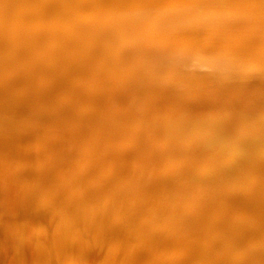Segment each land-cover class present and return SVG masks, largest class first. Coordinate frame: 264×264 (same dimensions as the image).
Returning <instances> with one entry per match:
<instances>
[{"label": "bare ground", "instance_id": "6f19581e", "mask_svg": "<svg viewBox=\"0 0 264 264\" xmlns=\"http://www.w3.org/2000/svg\"><path fill=\"white\" fill-rule=\"evenodd\" d=\"M183 3L0 0V264H264V0Z\"/></svg>", "mask_w": 264, "mask_h": 264}, {"label": "clouds", "instance_id": "9594fccd", "mask_svg": "<svg viewBox=\"0 0 264 264\" xmlns=\"http://www.w3.org/2000/svg\"><path fill=\"white\" fill-rule=\"evenodd\" d=\"M139 19L160 18L189 30L214 31L225 23L235 22L240 13L232 8L219 7L209 3V0H184L175 7L139 10L135 13ZM169 63H178L179 55H170ZM222 71L231 73L238 69L239 61L230 53H217L211 61Z\"/></svg>", "mask_w": 264, "mask_h": 264}]
</instances>
